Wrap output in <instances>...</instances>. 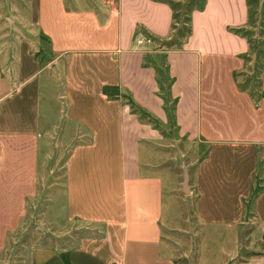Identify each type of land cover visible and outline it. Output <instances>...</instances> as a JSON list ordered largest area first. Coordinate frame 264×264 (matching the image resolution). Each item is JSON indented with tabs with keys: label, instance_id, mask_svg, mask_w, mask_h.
Returning <instances> with one entry per match:
<instances>
[{
	"label": "crops",
	"instance_id": "0c3cea01",
	"mask_svg": "<svg viewBox=\"0 0 264 264\" xmlns=\"http://www.w3.org/2000/svg\"><path fill=\"white\" fill-rule=\"evenodd\" d=\"M263 1L248 0L250 17L251 4ZM20 8L22 23L12 18L13 29L0 27V199L15 201L0 208V233L24 213L16 201L29 198L25 186L51 146L66 153L65 219L102 231L67 248L30 246L25 264H179L162 237L166 124L177 137L207 144L189 192L200 231H231L233 246L219 264H264V253L254 250L264 244V64L255 116L231 119L233 138H206L201 105L208 63L261 57L245 30L246 0H205L191 12L180 49L162 52L171 110L153 67L143 65L144 56L161 51L143 52L140 45L153 43L141 34L133 38L137 28L168 38L171 11L164 2L22 0L0 4V19ZM123 93L150 121L130 110ZM0 264H8L5 256Z\"/></svg>",
	"mask_w": 264,
	"mask_h": 264
},
{
	"label": "rangeland",
	"instance_id": "374dc122",
	"mask_svg": "<svg viewBox=\"0 0 264 264\" xmlns=\"http://www.w3.org/2000/svg\"><path fill=\"white\" fill-rule=\"evenodd\" d=\"M21 1L0 0V4H21ZM255 1L260 2V0ZM255 3L251 4L253 15L245 30L251 36V43H256V47L262 48L261 57L251 55L238 62L233 61L234 63L217 60L208 63L204 72L201 105L204 126L208 128L206 129L207 139L233 138L229 134L231 119L239 116L246 122L248 117L255 116L258 101L262 97L258 91H260L259 81H261L263 70L261 67L264 64V1L261 4ZM10 11L9 14L2 15L0 27L6 28L11 25L12 18L22 23L21 8L19 13L17 9ZM5 17L8 18L7 21L3 20ZM19 23H15L16 33L21 26ZM8 28L13 29L12 26ZM253 46L255 47V44ZM155 48L161 49L157 46L153 48L149 45L139 46V50L143 52L154 51ZM40 60L44 63L47 57H42ZM161 60L160 54L152 59L145 58L146 62L162 63ZM160 79H162L161 75ZM249 100L252 104H249ZM219 128L225 132L224 135L214 134L215 130L219 131ZM162 130L166 133L162 146L165 151L163 154L160 153L166 164L162 183V237L174 249L179 264H193V262L196 264V249L200 264H219L223 253L233 246L231 231L219 226L217 230L206 229L202 230V233L194 224L195 196L189 192V187L194 181L195 168L206 155L207 144L177 137L172 124L164 125ZM51 147L52 151L47 153L46 161L41 162V157L38 156V173L32 185L25 186L26 190H30L29 198H25L23 203L16 201L22 205L24 213L11 219L14 220L12 230L0 233L4 236L0 247V259L5 256L8 264H25L30 246L67 248L75 245L80 237H100L102 235L101 229L97 226L92 228V225L84 226L65 219L61 182L62 164L66 153L57 148L55 151L54 146ZM184 174L186 176L185 189L182 185ZM13 202L15 201L12 199H0V208L8 207ZM246 233H243V237ZM240 239L243 241L242 237ZM243 249L245 248L242 247ZM254 250L264 253V244L261 247L254 245ZM245 254L241 253V256Z\"/></svg>",
	"mask_w": 264,
	"mask_h": 264
},
{
	"label": "trees",
	"instance_id": "16d2710c",
	"mask_svg": "<svg viewBox=\"0 0 264 264\" xmlns=\"http://www.w3.org/2000/svg\"><path fill=\"white\" fill-rule=\"evenodd\" d=\"M164 2L171 11V23H170V35L168 38H160L153 36L152 34L137 28L134 32L133 38L138 34H141L144 38L153 43V46L161 49L160 55L162 57V63H157L156 61H145V56L143 57V65H151L156 73V80L158 83V91L164 102H169L170 110L173 107V101L169 99L168 86L165 72V55L162 52H165L169 49H180L181 45L186 41L190 35V14L192 11H201L204 7L205 0H161ZM250 4L246 0V8L248 10V19H250ZM234 34L240 33V31L230 30ZM244 35V34H241ZM152 59V58H151ZM162 79H160V75ZM165 79V81H164ZM166 82V83H165ZM163 85L164 89H163ZM163 89V90H162ZM125 95V96H124ZM123 97L126 99V102L129 105V108L132 112L137 113L138 117L142 120L150 121V117L144 113L134 102L129 99L126 93H123Z\"/></svg>",
	"mask_w": 264,
	"mask_h": 264
},
{
	"label": "water",
	"instance_id": "95a60500",
	"mask_svg": "<svg viewBox=\"0 0 264 264\" xmlns=\"http://www.w3.org/2000/svg\"><path fill=\"white\" fill-rule=\"evenodd\" d=\"M185 181H186V176L185 174L183 175V181H182V185H183V188L185 189Z\"/></svg>",
	"mask_w": 264,
	"mask_h": 264
}]
</instances>
